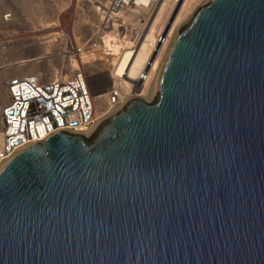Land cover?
Returning a JSON list of instances; mask_svg holds the SVG:
<instances>
[{
  "label": "water",
  "instance_id": "1",
  "mask_svg": "<svg viewBox=\"0 0 264 264\" xmlns=\"http://www.w3.org/2000/svg\"><path fill=\"white\" fill-rule=\"evenodd\" d=\"M0 264H264V0H208L151 102L10 158Z\"/></svg>",
  "mask_w": 264,
  "mask_h": 264
},
{
  "label": "built area",
  "instance_id": "2",
  "mask_svg": "<svg viewBox=\"0 0 264 264\" xmlns=\"http://www.w3.org/2000/svg\"><path fill=\"white\" fill-rule=\"evenodd\" d=\"M158 1L147 0L145 5L140 0H110L104 6L97 3V7L106 23L111 26L115 23L117 33L118 29H124L128 21L122 17L124 14L141 7L148 11L153 5L157 7ZM8 16L5 15L4 19ZM73 18L74 15L70 14L67 22H72ZM145 36L142 29L133 33L132 38L138 43ZM62 37L65 55L80 60L84 52L83 48L74 42L72 35L64 34ZM155 37L162 42L165 38L161 31L155 33ZM146 77L147 74L143 71L136 80L138 86L124 95L120 92L121 78L118 77L116 82H112V87L108 91L109 104L122 107L133 97V91L139 88ZM91 80L86 70L79 67L71 76L61 70L51 76L30 74L8 78L4 88L6 103L0 110V168L32 142L42 141L56 131L88 137L105 119L109 118V113H106L105 117L99 115L96 98L102 94L94 95Z\"/></svg>",
  "mask_w": 264,
  "mask_h": 264
},
{
  "label": "rangeland",
  "instance_id": "3",
  "mask_svg": "<svg viewBox=\"0 0 264 264\" xmlns=\"http://www.w3.org/2000/svg\"><path fill=\"white\" fill-rule=\"evenodd\" d=\"M89 1L93 2V7L97 10V3L104 5L109 0H0V103H6L4 88L8 78L29 75V72H33L30 67L24 65L20 66L19 69L10 65L29 60L27 62L29 66L30 64L35 65L39 70L54 66L59 67V60H56L55 54L62 52V55L66 56L65 45L62 41L57 42L64 40L59 37L64 34L72 35L74 42L82 48L83 45L86 48L91 45L95 46L97 43L94 37L95 32L101 29L90 27L92 21L94 22V16L93 11L90 10ZM207 1L194 0V7L189 14L181 17L182 25L188 22L195 11ZM157 7L153 5L148 11L140 10L139 14L136 15V19L134 16L127 19L128 21L124 26L125 31L124 29L117 30L118 37L129 40L133 32H139L142 29L146 34L151 25V19L157 12ZM170 11H172V6H166L159 24L154 27V34L161 30L159 28L162 25L166 24ZM7 14L9 16L4 19ZM70 14L74 15L73 21L67 22ZM111 30H106V32ZM129 34L130 36H128ZM127 39L126 41H128ZM132 40L133 38L130 39L131 42H133ZM65 59L67 60L68 57L66 56ZM76 61L80 63V60ZM79 68H83L81 64ZM37 69L35 70L37 71ZM45 75L51 76L52 74ZM91 79L92 92L97 96L102 90L106 89V82L99 77L95 80ZM136 90H134L136 94L141 92L139 88ZM154 95L155 92L151 98L146 99V97H143L142 99L151 102Z\"/></svg>",
  "mask_w": 264,
  "mask_h": 264
},
{
  "label": "bare ground",
  "instance_id": "4",
  "mask_svg": "<svg viewBox=\"0 0 264 264\" xmlns=\"http://www.w3.org/2000/svg\"><path fill=\"white\" fill-rule=\"evenodd\" d=\"M108 2L104 5H107ZM140 2L145 5L147 4V0H140ZM166 6H172V11H170L166 24L159 28L161 29L159 31H161L165 37L162 42V40H157L155 37L154 27L156 24H159ZM89 7L90 10L93 11L92 14L94 16V22L92 21L90 27H93L94 29L100 28L101 30L95 32L94 37L96 38L97 42L95 46L86 48L85 45H83L84 52L81 54L80 63H78L73 58H68L66 60V56H63V53L59 52L55 54L56 60H59V67L54 66L52 68H44L39 70L35 65L30 64L29 66L27 63L29 60H24L22 62L20 61L18 64H13L10 66L18 69L22 65L30 67V70L33 72H29V75H53L57 71L63 70L65 74L71 76V74L81 64L90 78L95 80L99 77L106 82V89L102 90L99 93L102 95L97 96L96 98L97 109L101 117H105L106 113H109L111 116L121 108V105L115 107L109 104L107 99L108 91H110V88L112 87L111 84L112 82H116L118 77L121 78L119 80V89L121 94L124 95L129 93L133 87L138 86L136 80L139 78L140 74L145 71L147 77L146 80L140 85L141 87L139 86L141 92L138 94L134 93L132 96L137 98L146 97V99H149L153 96L154 92L156 93L158 76L166 59L171 42L177 30L180 28V25L183 24L181 17L183 15L189 14L190 10H192L194 7V0H159L157 12L153 19H151V25L146 31V36L138 43L133 40V42H131L130 39L132 37L129 38V40L126 38L128 41H126L124 37L123 39L118 37L119 35H117L115 32L117 26L115 25L114 21L113 26H111L109 23H106L104 21V16L100 11L98 12V8L97 10L94 9L93 2L89 1ZM139 10L145 11V8H134L133 10H130V12L124 14L122 17L127 20L130 19L131 16H134L136 19V15L138 14ZM110 29L112 30L106 32V30ZM128 36H130V34ZM59 37L63 38L62 36ZM61 41L64 43V40H59L57 42ZM160 42H162V44H160ZM86 49L88 50L86 51ZM156 52L158 53L155 54ZM35 69H37V71ZM3 106L4 104L1 102L0 110ZM102 110L106 111L103 112Z\"/></svg>",
  "mask_w": 264,
  "mask_h": 264
}]
</instances>
